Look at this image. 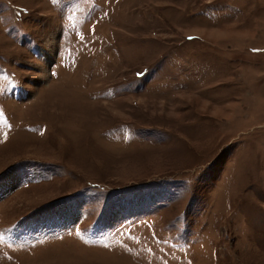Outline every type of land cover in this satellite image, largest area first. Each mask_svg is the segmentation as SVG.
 Instances as JSON below:
<instances>
[{"label":"rangeland","instance_id":"obj_1","mask_svg":"<svg viewBox=\"0 0 264 264\" xmlns=\"http://www.w3.org/2000/svg\"><path fill=\"white\" fill-rule=\"evenodd\" d=\"M0 264H264V0H0Z\"/></svg>","mask_w":264,"mask_h":264}]
</instances>
